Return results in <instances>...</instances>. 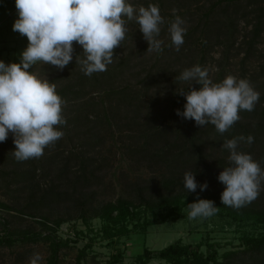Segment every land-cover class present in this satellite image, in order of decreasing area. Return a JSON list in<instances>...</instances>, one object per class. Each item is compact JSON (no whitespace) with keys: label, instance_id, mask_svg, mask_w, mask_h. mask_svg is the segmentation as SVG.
<instances>
[{"label":"trees","instance_id":"obj_1","mask_svg":"<svg viewBox=\"0 0 264 264\" xmlns=\"http://www.w3.org/2000/svg\"><path fill=\"white\" fill-rule=\"evenodd\" d=\"M214 9L211 7L208 10L209 12L205 15V24L213 21L211 15ZM256 18L253 35L248 40V49L255 46L257 38L264 29V7L259 8ZM230 25L232 26L233 22ZM208 43L206 39L203 40L204 47L201 58L196 61L197 65L202 68H206L205 54L206 51H209L210 46ZM228 45L225 46L224 54L218 61V70L212 77L208 71L213 82H222L228 76L226 68V60L229 58L227 55ZM73 46L75 49L73 60L65 66L67 70L61 74H55L52 78L53 80L66 78L55 89L63 102L70 106L68 121L58 129L64 135L54 143L57 150L52 152L53 144H51L44 148L41 157L23 162L18 161L13 152L9 155L17 164L12 169L15 181L31 182L32 190L37 188L40 191L36 200L19 210L26 215H39L40 221L50 230L49 232L39 231L37 234L31 235L25 234L19 236V239L34 241L42 238L50 239L51 256L48 264H59L60 248L73 240L71 236L62 238L54 233L65 220L81 218L89 230L93 231L91 220L94 217H100L102 225L100 230L97 229L96 234L102 232V235L110 242H116L120 236L130 233L132 230L145 231L147 225L153 222L147 213L151 212L155 216H160L162 220H166L178 215L184 206L196 202L198 199L212 200L219 209L214 215L228 216L238 223L250 220L264 225V205H259L260 201L253 200L239 208L226 206L221 202L222 188L211 190L208 187L204 193L199 190L190 192L184 187L183 179L184 173L188 171L193 172L195 177L201 179L206 171L213 172L215 165L214 162L209 161L211 154L208 153L206 147L221 146L225 141L241 135L245 138L251 135L254 139L251 144L246 139L240 141L237 151L251 155L256 162L259 159H264V93L259 96L254 110H241L239 120L221 134L212 124L198 126L194 120L184 119L177 115L176 110L179 109L183 112L186 104V98L180 95L179 91H190L189 86L192 83V81H186L179 84L178 77L181 75V71L178 70L173 73L176 77L173 83L177 85V89L174 90V103H179L175 111L171 114H164V109L148 110L141 117L140 112L135 108L141 107L143 102L135 105L134 101L141 95L142 89L135 88L134 84L128 82L123 84L120 81L123 80V73L130 67L131 57L128 55L120 57L121 48L118 46L114 50L113 63L107 65V70L88 76L81 71V65L76 64L77 55L83 58V49L76 42H73ZM261 55L260 67L264 68V53ZM54 68L50 69L54 70ZM247 72L248 69H245L243 75H246ZM249 77L251 82H256L257 75L255 73H251ZM159 79L151 73H147L138 81L142 83L141 87L146 90L153 84L157 85ZM158 84L161 86L160 83ZM191 87L199 90L201 86L193 82ZM67 106L66 109H68ZM123 118L128 119L127 122L123 123ZM68 124L71 125L68 126ZM101 128L104 129L105 135L101 133ZM125 129L130 132L125 134L126 138H123L122 132ZM116 134L119 138L116 137ZM105 138H111L114 141L120 139L124 152H127L132 159L137 156V159H148L151 163H165L170 169V174H165V170L161 171L162 173L159 174L161 177L152 176L144 183L134 182L129 189L126 184L124 187L127 191L126 195L120 194L115 200L105 201L97 198V190L91 187L102 183L104 176L102 169L107 158L101 159L98 154H93V150L97 149V146ZM221 148L222 152H230L227 148L222 146ZM224 159L226 158H217L219 166L229 167L228 161L225 162ZM190 162L191 167L187 168L186 164H190ZM22 163L23 165L28 164V167L21 168ZM184 169L186 170L184 171ZM3 173L9 172L4 171ZM214 173L215 175L219 174ZM40 178H49L45 188L38 182ZM30 195L35 197L33 191ZM66 200H68V204H64ZM36 202L38 207L35 206L36 209H34L31 204ZM53 203H58L57 205L63 209L64 216L58 215L51 218L49 214L41 211L42 207ZM0 206L10 207L3 201H0ZM3 221L7 226L9 220L4 218ZM6 229L9 228L6 227ZM82 232L84 230L76 231L78 234ZM16 239L18 238L6 234L0 235V243H12ZM91 244L92 239L79 250L78 264H81V260L85 256L86 246L90 247ZM219 244V242L206 241L207 248L203 249L202 242L194 244L177 240L157 249L145 247L139 255V262L131 264H149L153 258L164 259L169 264H264V231L259 234L244 233L237 248H229L222 253L217 246ZM122 256L121 251L113 253L109 264H116L119 261L123 263Z\"/></svg>","mask_w":264,"mask_h":264},{"label":"rangeland","instance_id":"obj_2","mask_svg":"<svg viewBox=\"0 0 264 264\" xmlns=\"http://www.w3.org/2000/svg\"><path fill=\"white\" fill-rule=\"evenodd\" d=\"M127 2L137 9L140 6L156 5L164 19V23L160 25V34L157 37V39L163 41V51L148 52L149 45L140 31L139 25L135 20L124 18L127 32L124 39L125 43L123 44V40L119 46L121 48L119 56L128 55L131 57V63L128 70L123 73V80L120 81L123 84H126V82L134 84L135 88L142 89L141 95L138 93L140 96L136 97L134 101L135 105L143 102L141 107L135 108L136 111L140 112L141 117L148 110L164 109V114H171L175 111L179 103H174V90L177 89V85L173 83L176 78L173 73L178 70L182 73L184 69L197 65L196 61L201 58L202 48L204 47V44H202L204 39L209 42L208 46L210 44L209 51H206L205 54V66L211 77L218 70V61L224 54L225 46L229 44V50L227 51L229 58L226 60L228 75H233L237 79H246L256 92L260 95L264 93V68L260 67L261 54L264 53V29L257 38L255 46L248 49V40L253 35L254 22L257 21L259 8L264 7V0H127ZM211 7L215 8L211 15L213 21L205 24V15ZM177 15L184 21L182 26L186 29L184 43L179 51L172 44L168 31L170 24ZM17 18L15 0H0V60L6 64L19 63L21 53L28 44L26 36L13 31V24ZM231 22H233L232 26L230 25ZM53 67H55L54 70L50 69ZM245 69H248V72L243 75ZM66 70L65 67L61 70L56 66L44 64L43 62H37L30 69L42 78L47 77L49 82L55 85V88L66 78L53 80V76ZM147 73H151L160 79L157 81V85L153 84L145 90L138 80ZM251 73L257 75L256 82L250 81L249 76ZM185 82L180 80L179 84ZM94 93L96 94V92ZM62 106V116L67 122L70 106L65 103ZM66 106L68 109H66ZM127 120L123 118L122 122L125 123ZM70 125L68 124V126ZM101 131L105 135L103 128H101ZM128 132H130L128 129L122 132L123 138H126L125 134ZM116 137L119 138L118 134H116ZM13 139V135L9 132L7 140L0 142V201L10 205L8 208L0 206V235L6 234L18 239L12 243H0V264H30V258L34 253H39L42 257L38 264H48L51 256L50 239L42 238L38 241L19 239V236L25 234L31 235L37 234L39 231L49 232L50 230L40 221L41 217L39 215H26L19 210V208L25 207L36 200L40 195V191L37 188L32 190L31 182L15 181V174L12 169L17 164L14 163L13 157L9 156L15 151ZM65 144L68 145V143ZM121 144L120 139L114 141V139L105 138L97 146V149L93 150V154H98L101 159L103 157L107 158L102 169L104 175L102 183L91 187L97 190L96 197L105 201L115 200L120 194L126 195L127 191L124 188L126 184H128L129 189L134 182L144 183L152 176L161 177V175L159 176L162 173L161 171L164 172L165 170V174H170V169L167 168L165 163H151L148 159H137V156L134 157L137 160L132 159L127 152H124ZM221 146L206 147L208 153L211 154L209 161L214 162L215 167L213 172L206 171L203 179L195 177L196 181L199 182L198 185L207 182L211 190H217V188L224 190L225 186L218 180V176L225 167L219 166L217 158L225 157V162L228 161L229 166L232 165L227 158L230 156V152H222ZM53 149L52 152L56 149L54 144ZM191 162L186 164L187 168L191 167ZM257 162L264 171V159H259ZM20 167L27 168L28 164L23 165L22 163ZM4 171L9 173H3ZM214 172L219 174L215 175ZM48 181L49 178L38 180L44 188ZM196 190L201 191L199 186ZM32 191L35 197H31L30 193ZM205 191L206 189L201 192L204 193ZM258 195L255 200L260 201L259 205H264V181H261ZM64 202V204H68V200ZM57 204L44 206L41 211L49 214L51 218L58 215L64 216L63 209ZM31 206L36 209L37 202L31 204ZM147 214L153 222L147 225L145 231L132 230L130 233L120 236L116 242H110L108 238L102 235V232L96 234L97 229L100 230L102 225L100 217H94L91 220L93 231L89 230L81 218L75 217L63 221L54 233L62 238L71 236L73 240L60 248L59 264H78L77 255L79 250L91 239L92 244L90 247L86 246L85 256L81 260V264H109L111 255L117 251L122 252L123 263L119 261L116 264H131L139 262V255L145 247L157 249L177 240L194 244L202 242L203 249L207 248L206 241L219 242L220 244L217 246L222 253L229 248H237L244 233L259 234L264 231V225L261 223L250 220L238 223L230 217L222 215L190 219L188 205L184 206L178 215L166 220H162L160 216H155L151 212ZM4 218L9 220L7 226L3 221ZM130 226L132 225L130 224ZM6 227L9 229H6ZM78 230H84V232L78 234L76 233ZM149 264L169 263L161 258H153Z\"/></svg>","mask_w":264,"mask_h":264},{"label":"clouds","instance_id":"obj_3","mask_svg":"<svg viewBox=\"0 0 264 264\" xmlns=\"http://www.w3.org/2000/svg\"><path fill=\"white\" fill-rule=\"evenodd\" d=\"M18 18L13 31L26 36L27 47L19 63L6 64L0 60V142L7 140L9 132L15 144L14 157L18 161L39 158L44 148L61 139L59 126L66 120L62 116L61 97L47 77H40L30 69L37 62L63 69L73 60V42L83 49V58L76 56L81 71L91 76L107 70L113 63L114 50L125 39V17L135 20L148 42V52L163 51L162 40L157 39L164 19L156 5L138 9L127 0H15ZM175 12V10H173ZM177 15L168 29L171 42L179 51L184 43L186 29ZM178 79L192 81L190 91H179L186 98L184 110L177 115L192 119L198 126L212 124L223 134L239 120L241 110L252 111L259 101L246 79L226 76L222 82H213L208 70L199 65L183 70ZM193 82L201 87H191ZM253 142L243 135L227 140L222 147L230 150L232 166L223 168L218 180L225 186L221 193L223 205L239 208L255 200L264 181V171L251 155L238 152L240 141ZM184 187L195 192L208 185H198L193 172L184 173ZM189 218L210 217L219 209L212 200L198 199L188 204ZM42 260L34 253L30 264Z\"/></svg>","mask_w":264,"mask_h":264}]
</instances>
